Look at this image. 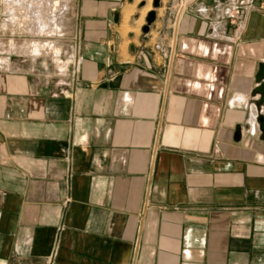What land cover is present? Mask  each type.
Returning <instances> with one entry per match:
<instances>
[{"label":"crops","instance_id":"crops-1","mask_svg":"<svg viewBox=\"0 0 264 264\" xmlns=\"http://www.w3.org/2000/svg\"><path fill=\"white\" fill-rule=\"evenodd\" d=\"M160 1L68 0L69 86L0 52V264H264V4Z\"/></svg>","mask_w":264,"mask_h":264},{"label":"rangeland","instance_id":"rangeland-1","mask_svg":"<svg viewBox=\"0 0 264 264\" xmlns=\"http://www.w3.org/2000/svg\"><path fill=\"white\" fill-rule=\"evenodd\" d=\"M68 0H0V52L18 61L23 45L31 48L36 64L64 81L71 51L59 35L62 9ZM56 4V5H55ZM55 42L57 44H55Z\"/></svg>","mask_w":264,"mask_h":264},{"label":"water","instance_id":"water-1","mask_svg":"<svg viewBox=\"0 0 264 264\" xmlns=\"http://www.w3.org/2000/svg\"><path fill=\"white\" fill-rule=\"evenodd\" d=\"M160 0H154V8L157 9L160 6ZM156 19V13L153 11L149 14L147 18V26L144 29V32L148 33L150 26L155 22ZM257 82V88L253 92V97L258 98L255 102L257 111H258V117H257V123L259 125L260 131L262 133V140H264V113H262V110L264 108V63L260 65L259 73L256 78ZM242 140V127L239 126L236 129V133L234 136V141L237 143L241 142Z\"/></svg>","mask_w":264,"mask_h":264},{"label":"built area","instance_id":"built-area-1","mask_svg":"<svg viewBox=\"0 0 264 264\" xmlns=\"http://www.w3.org/2000/svg\"><path fill=\"white\" fill-rule=\"evenodd\" d=\"M198 1L199 0H179L178 14L183 13L184 11L189 9L192 5H194ZM231 2L233 4V7L226 9L225 12H226V14H228L232 17L240 15L242 13L241 12L242 9L250 3L260 2V3L264 4V0H231ZM65 65H66V69L64 71L66 73H68V68L70 66L73 67V70L70 72V77L72 79H74L78 74V64H77L75 57H73L72 54L69 56V60H68V62L65 63ZM63 84L65 86H69L68 82H64ZM252 133H255V129L252 131Z\"/></svg>","mask_w":264,"mask_h":264},{"label":"bare ground","instance_id":"bare-ground-1","mask_svg":"<svg viewBox=\"0 0 264 264\" xmlns=\"http://www.w3.org/2000/svg\"><path fill=\"white\" fill-rule=\"evenodd\" d=\"M56 5V4H55Z\"/></svg>","mask_w":264,"mask_h":264}]
</instances>
